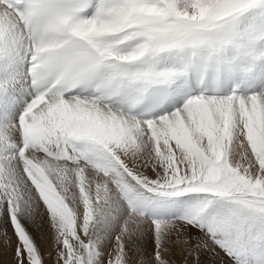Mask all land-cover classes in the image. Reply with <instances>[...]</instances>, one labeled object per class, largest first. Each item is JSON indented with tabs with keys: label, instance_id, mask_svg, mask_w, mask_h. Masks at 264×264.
<instances>
[{
	"label": "snow or ice",
	"instance_id": "6c2138e0",
	"mask_svg": "<svg viewBox=\"0 0 264 264\" xmlns=\"http://www.w3.org/2000/svg\"><path fill=\"white\" fill-rule=\"evenodd\" d=\"M189 9L193 15L197 11L194 0H0V60H12L26 47L23 59L29 63V72L18 75L30 79L37 93L18 121L9 125L19 144L0 133V145H7L0 147V207L10 208L18 233L16 264H44L19 221L30 214L36 192L29 173L41 161L32 159L34 152L43 153L42 160L87 164L105 180L99 187L93 185L95 193L90 199L81 198L79 209L71 201L70 213L55 201L51 208L47 206L53 225L62 222L65 229L56 264H93L96 226L116 219L113 211L120 210V199L127 202L129 212L108 264H129L125 241L138 234L154 203L140 189L161 201L204 194L182 220L193 229L206 230L212 245L236 264H253L252 257L264 264V150L256 146L258 133L264 131V92L241 96L234 91L222 98L201 95L158 118L151 113L135 114L145 99H152L154 112L161 104L162 90L186 75L197 57L205 67L219 68L224 63L221 41L211 48L195 37L153 41L159 30L184 32ZM254 9H264V0H239L234 15L242 18ZM89 10L93 12L90 17L86 15ZM109 16L134 41L125 44L119 56L97 48L91 35L92 28ZM243 40L236 29L227 47L245 51ZM173 52L183 54L181 66L162 67L164 55ZM65 79L72 80L71 87H61ZM11 82H16L15 76ZM77 89H82L81 94L72 95ZM0 95H7V89L0 87ZM49 97L52 101L37 110ZM68 108L93 118H68ZM107 109L112 114L106 115ZM217 117L228 124L224 167L231 163L237 127H243L254 161L253 167L233 173V182L224 185L215 182L220 170L214 135ZM181 154L183 161L178 159ZM137 158L152 166L154 179L139 170ZM84 178L91 183L87 171ZM152 223L157 237L153 264H172L164 244L177 221L154 218ZM176 243L186 253L198 251L190 247L187 236ZM194 264H201L199 256Z\"/></svg>",
	"mask_w": 264,
	"mask_h": 264
},
{
	"label": "rangeland",
	"instance_id": "374dc122",
	"mask_svg": "<svg viewBox=\"0 0 264 264\" xmlns=\"http://www.w3.org/2000/svg\"><path fill=\"white\" fill-rule=\"evenodd\" d=\"M91 14H93V12ZM243 27H245L244 28L245 32L243 31ZM238 29H239L238 31L244 36L245 40H243L244 42L242 41L243 44L250 43V44H253V46H258L259 50L261 49L264 50V37H263L264 9H254L246 13L245 16L241 18ZM248 30L251 32L249 33ZM253 33L255 35H253ZM248 34H250L252 38L251 40H254V39L256 40L247 42V40H249ZM245 36L248 39L245 38ZM257 39L259 42H257ZM253 42L256 45H254ZM25 50H26V47L22 48L18 56L14 54V58L12 60H0V87L7 89V95H0V101H6L5 99L8 98L7 101L9 105L11 106V110H13L11 114L5 115V112H4L5 107L2 105V108H1L0 106L1 112H2V114L0 113L1 114L0 115V133H4L6 136L10 138L11 141L16 142L17 144H19L18 142H20L19 137L17 136L16 133L11 131L9 125L17 122L16 120L17 114H19V112L23 108V103H25V100H26V97H24V94H26V91L21 90L22 88L16 89L17 88L16 83H18V86L22 87L21 86L22 78L20 76H17L18 78L16 79V82L14 83L11 82V77L18 75V73H22V64L24 61L23 57H24ZM236 50L237 49L234 48V51L237 54L239 52V54L242 55V53H240L241 51H236ZM22 52H23V55H22ZM242 52L245 54V51H242ZM173 53H171L172 56L171 54H167V56L164 55V58H165L164 62L169 61L168 63L171 64L176 61L177 56H183V54H179L176 52H173ZM263 53L261 52L262 55ZM171 58L173 62L171 61ZM263 58H264V55H263ZM199 59L201 58L199 57ZM256 62L258 64L260 62V59L259 58L256 59ZM254 63L255 61L252 62V68L255 67L254 68L255 72L253 73L250 72L251 71L250 68H247L245 65L240 66V68L241 67L247 68V70L245 69L246 70L245 72H243L244 69H242L243 75L245 73V76H243V78L247 77L248 74H249L248 77H251L250 73L255 75L253 77L254 80L252 83H250L251 81H248V80L245 81V82H248V84L246 85H248L249 87L248 86L246 88L243 87V90H242L243 93L241 94V96H249L252 94H258V93L264 92V82L260 79L262 78L261 76H263L264 78V67L258 68L259 64L257 65ZM236 71L238 70H235V72ZM242 72L241 71L239 72L240 78H242ZM258 73H260L261 75L260 77L258 76ZM254 85L256 88H253ZM249 88H251V91H248ZM18 96L21 97L19 100L16 99V97ZM225 96L227 95L205 96V97L222 98ZM71 113H72L71 118L73 119L84 120V119L93 118L88 113H77L76 114L73 112V110H71ZM71 113L67 112V116L70 117ZM6 146H7L6 144L0 145V147H6ZM256 146L259 149L264 150V131L258 133L256 137ZM40 155H43V153H41ZM152 163H154V161ZM137 164H138L139 170L143 172L145 176L149 177L150 179L155 178V175H156L155 171L153 170L150 164L146 163L144 159L137 158ZM157 170H162V169L158 168ZM140 191L145 192L147 196L153 198L154 203L150 205L148 212H147L146 222L141 226V230L138 232V234L133 236L130 240L125 241V246H126L128 254L133 252L135 254V257L139 259V264H141L142 261L148 260L147 259L148 255L154 256L156 254L157 237L154 231V225L152 223V220L154 218L177 221L176 229H174L172 233L168 236L170 241L167 240L168 238H166L167 242L165 241L166 244H164V246L166 245L167 249L171 248L174 244H176L177 239L178 238L180 239L181 236H183V238L184 236H187L190 247L196 248L198 249V251L196 252L189 251L187 253L183 252L182 256L186 258H190L193 262L196 256H199L201 260V264H236V261L232 257L227 255L221 249L212 245V242H210L211 240L208 237L206 230L202 231L200 227L193 229L192 224L187 223L186 221L182 220V218L185 217L187 213H189L191 209L196 205V203L198 202V199L203 198L204 194H189L184 197L170 198L168 200L161 201V200H155L154 194L146 193L144 189H140ZM117 198L120 199L119 197ZM128 212H129V208H128L127 202L124 201L123 199H120V210L118 212L115 210L113 211V214L116 216V219L111 220L110 223L107 225L104 222L98 223L94 231V234H93V241L97 242L98 245L100 244L101 247L103 248H108V246L109 248H111L112 244L113 245L116 244V238L120 234L121 227L124 221L127 219ZM19 221L24 231L30 237L31 241L33 242L34 246L38 249V251L41 250L47 243H49L51 240V237L54 234H56V231L53 227V222L51 219L50 211L48 210L47 206L44 204L43 200L38 197V194H37V203L34 205V210H31L30 214L19 217ZM182 229H184V231L180 232V230ZM18 239H19L18 233L16 232L15 225L11 219L10 208L6 206L0 207V264H16V254H17L16 243ZM194 241L195 243H193ZM106 245L107 247H105ZM134 246L136 249L134 248ZM205 248H207V250H205ZM172 252L175 253L176 250L173 249ZM45 259H43L44 264H48L47 263L48 261L46 260L47 261L46 262ZM92 259L93 261H95L94 257H92ZM251 259L253 260V264H259L258 257H252Z\"/></svg>",
	"mask_w": 264,
	"mask_h": 264
},
{
	"label": "clouds",
	"instance_id": "9594fccd",
	"mask_svg": "<svg viewBox=\"0 0 264 264\" xmlns=\"http://www.w3.org/2000/svg\"><path fill=\"white\" fill-rule=\"evenodd\" d=\"M197 11L193 15V10L189 9V18L187 20V29L182 33L169 32L167 30H159L154 32L152 39L157 41L160 39L171 40H187L190 37H195L200 43L211 48L216 41H221L225 44V51L227 47L230 34L238 29L241 18L234 15L235 8L239 0H194ZM119 21L113 17H105L91 30V35L95 38L97 48L106 49L113 56L122 54L120 51L125 44L134 43L129 40L130 33H125L123 30H118ZM111 28L106 31L105 35L97 37L96 34ZM53 38H59L54 36ZM71 79H65L61 82V87H71ZM52 101L49 97L47 101H42L38 106L45 108L48 102ZM70 103L75 104L72 100ZM94 106L100 108L99 103H94ZM101 111H105L101 108ZM107 114H112L111 109L106 110ZM242 123V121H241ZM228 124L225 123L223 117H217V128L215 135V151L219 156L217 160L220 170L215 177V182L224 185L233 182V173L238 170H248L254 166V161L251 154L248 152L246 141L243 138V127L236 128V144L231 148V163L225 164V156L228 151ZM32 159L41 161V166L34 167L33 172L29 173V179L35 185L36 192L33 193L30 201L31 209L34 210V205L37 203V194L44 204L51 208L52 202L62 205L69 213L71 209L68 208V201H71L72 207L79 209L82 197H92L95 193L93 185L97 187L103 185L105 180L103 177L89 168L87 164L68 163L65 161H47L42 160L39 153H33ZM178 159L183 161L184 157L181 154ZM233 165L235 167L233 168ZM87 171L91 183H87L84 174ZM167 174V172L165 173ZM31 191V189H28ZM87 211V209H86ZM62 222L53 225L56 231V243H59L60 234L65 231L61 227Z\"/></svg>",
	"mask_w": 264,
	"mask_h": 264
},
{
	"label": "bare ground",
	"instance_id": "6f19581e",
	"mask_svg": "<svg viewBox=\"0 0 264 264\" xmlns=\"http://www.w3.org/2000/svg\"><path fill=\"white\" fill-rule=\"evenodd\" d=\"M92 10H89L87 12V16L90 17L92 14ZM251 15V14H250ZM250 26V25H249ZM248 26V28H249ZM239 27V26H238ZM252 27V26H251ZM245 27H243V31L245 32ZM247 28V27H246ZM242 29V28H241ZM239 30V29H238ZM247 30V29H246ZM250 30V29H249ZM248 30V31H249ZM242 31V32H243ZM247 31V32H248ZM256 31V30H254ZM243 32V33H244ZM251 31H249L250 33ZM253 32V31H252ZM245 34V33H244ZM250 36V34H248ZM247 35V37H248ZM253 35H255L253 33ZM245 36V38H247ZM258 37V36H257ZM263 37H264V34H263ZM249 38V37H248ZM247 38V39H248ZM245 40V39H244ZM256 39L254 40H251V41H255ZM249 40H247L248 42ZM244 42V41H243ZM246 42V41H245ZM257 42L258 39H257ZM254 43V42H253ZM245 44V43H244ZM254 45H256L254 43ZM258 49V50H256ZM22 49H20L19 52H21ZM237 51V50H236ZM264 50H259L258 46H253V44H250V43H246L245 44V54L243 52H240L242 53V55L238 54L234 51V48L232 47H229L223 57H222V60H223V64L217 68L215 65L211 66V67H205V62L204 60L202 59H199V57L196 58V61L193 65V67H191L189 69V71L187 72L186 75H183V76H180L178 78H176L169 86L172 88V94H173V99L176 101L177 105L175 107H179V108H182L183 107V102L188 100V96H187V92H186V85H185V79L187 77H191L194 84H195V87H196V90H197V84L199 82L202 81V84H203V91L201 93V95H203L204 92H209L210 95H213V94H222L223 95H228L232 92L233 88H232V84L234 82H236V85L239 86V88L241 90H243V87L246 88L248 85V82H245L246 80L248 81H251L250 83L253 82L254 80V74H252L253 72H255L254 68H252V62L255 61L254 64H257L256 62V59H260V62L258 63L259 66L258 68H263L264 67V58H263V53ZM261 52L263 53V55L261 54ZM20 54V53H19ZM18 54V55H19ZM25 54H26V50H25V53H24V57H25ZM171 54V53H170ZM174 54V53H173ZM248 54V56H247ZM16 55V56H18ZM22 55H23V52H22ZM167 56V54H165ZM175 55V54H174ZM173 55V56H174ZM165 56V57H166ZM170 56V55H169ZM172 56V54H171ZM177 56V55H176ZM247 56V57H246ZM23 57V58H24ZM164 58V57H163ZM165 59V58H164ZM174 59V58H173ZM248 59V60H247ZM24 60V59H23ZM168 60V59H167ZM171 61H172V58H171ZM169 62V61H168ZM168 62H164V65L163 66H167V67H172V66H175V67H180L181 66V62H182V56H177L176 57V61L169 64ZM253 64V65H254ZM257 64V65H258ZM241 65H245L247 68H250V78L251 80L249 79H246L244 78V83L243 85H241V82H242V78H243V72H245L247 70L246 67H241ZM23 67L26 68V63L23 62L22 64V73H26V70L23 71ZM242 69H244V71L242 72ZM246 69V70H245ZM235 70H238L235 72ZM242 72V78L239 77V72ZM234 74V75H232ZM241 74V73H240ZM245 74V73H244ZM249 75V74H248ZM17 76L19 75H16V79L18 78ZM232 76V77H231ZM258 76L260 77V73H258ZM262 78H260L263 82H264V78L263 76H261ZM27 79H22V87L18 86V83H16L17 85V88H22L21 90H25L26 91V94H24V97H26V100L29 98V93H28V88H27ZM249 83V84H250ZM257 85V83H256ZM242 86V88H241ZM249 87V86H248ZM258 87V85H257ZM253 88H256L255 85ZM15 89V91H16ZM215 89V90H214ZM245 91V90H244ZM12 92V91H11ZM199 95V94H198ZM198 95L196 97H198ZM200 95V96H201ZM23 96V95H22ZM196 97H193V98H196ZM21 97L18 96L16 97L17 100H19ZM23 98V97H22ZM212 98V97H210ZM8 98H6L5 100L6 101H0V106L2 108V105L5 107L4 108V112H5V115L7 114H11L13 112V110H11V106L9 105L8 101H7ZM25 100V102H26ZM183 101V102H182ZM25 103H23V106H24ZM118 106V105H116ZM115 106V107H116ZM1 108H0V113L2 114L1 112ZM168 109H171V110H174L173 107H168L167 108V111ZM71 108H68L66 109V115H67V112H70L71 113ZM22 111V109H21ZM74 113L75 110H73ZM20 113V112H19ZM171 113V112H170ZM0 114V115H1ZM77 114V113H76ZM18 116L19 114H17V119H18ZM72 117V113L70 114V117L68 116V118H71ZM159 117V116H158ZM157 117V118H158ZM3 119V118H2ZM16 119V120H17ZM73 119V118H71ZM5 120V119H4ZM19 143V142H18ZM120 231V230H119ZM118 231V232H119ZM179 231V230H178ZM181 231H184V229L180 230ZM56 234H54L52 237H51V240L49 243H47L41 250H39V254L40 256L45 259V261L49 264H56V260H57V255L59 254L58 253V249L60 251H62V245H58L56 243ZM104 238V237H103ZM114 238V237H113ZM168 238V237H167ZM171 238V237H170ZM180 239H183V236H181ZM169 240V238L167 239ZM167 240H165L167 242ZM170 241V240H169ZM168 241V242H169ZM102 242V241H101ZM211 242V241H210ZM95 244V247H94V259L95 261H93L94 264H108V259L110 258V256L112 255V253L114 252L116 246V244H112L111 248H103L101 247V245L97 242H94ZM105 244V243H104ZM166 244V243H165ZM168 246V245H167ZM107 247V245L105 246ZM135 248V246H134ZM165 248H166V245H165ZM136 249V248H135ZM175 249L176 252L173 253L172 250ZM202 249V248H201ZM127 250V249H126ZM205 250H207V248H205ZM130 251V250H129ZM157 251V250H156ZM184 252V250L182 249V247L180 245H178L177 243L174 244L171 248H168V253H167V256L166 258H168L169 260H171L172 264H194V262L190 259V258H186L184 256H182V253ZM130 253V252H129ZM155 253V252H154ZM153 253V254H154ZM151 255V254H150ZM128 258H129V264H139V259L137 257H135V254L133 252H131L130 254H128ZM148 260H145V261H142L141 264H153L154 260H155V255L153 256H149L147 257Z\"/></svg>",
	"mask_w": 264,
	"mask_h": 264
}]
</instances>
